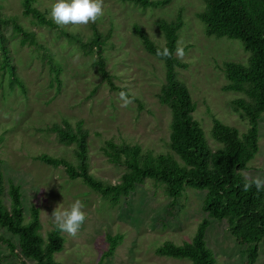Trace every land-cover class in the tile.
<instances>
[{"label": "rangeland", "instance_id": "rangeland-1", "mask_svg": "<svg viewBox=\"0 0 264 264\" xmlns=\"http://www.w3.org/2000/svg\"><path fill=\"white\" fill-rule=\"evenodd\" d=\"M55 0H34L33 5L50 17ZM203 0H170L157 7L141 8L121 0H103L104 15L96 23L75 28L40 25L23 14L22 0H0V16L12 18L27 32H32L37 45L21 44V33L13 30L12 21L0 24L7 56L17 78L25 89L9 84L6 71L0 68V159L5 184L11 180L22 191L23 210L29 217L31 206L39 208L40 233L45 236L54 227L53 210L70 207L77 199L84 204L87 219L75 237H65L63 249L55 254L62 264H192L185 259L156 255L154 250L166 240L177 244L191 241L199 222L206 217L202 210L204 191L186 187L182 196L172 200L163 185L145 179L126 198L115 205L104 199L79 179H70L63 166L54 167L36 159L46 153L76 163L74 144L58 142L49 130L64 119L71 124L82 121L88 130L89 172L108 182H119L125 166L107 160L101 148L107 140L139 144L153 154L167 153L170 134V110L158 101L157 93L165 81L161 60L143 48L133 31L142 27L159 44L164 43L155 21H170L181 15L183 26L178 45L185 63L177 68V77L185 83L196 102L193 118L199 123L211 149L221 146L211 135L213 120H219L246 132L248 122L234 112L231 100L242 95L224 91L226 83L223 61L246 63L248 53L236 39L216 38L205 34L197 13L204 10ZM8 21V20H7ZM95 26L110 36L102 55L107 71L117 86L124 87L138 102L122 107L121 91L111 90L97 70V51L84 53L77 40H82ZM176 55V54H175ZM0 48V65L3 61ZM61 67L58 85L51 63ZM259 150L247 163L243 175L264 177V112L258 122ZM121 234L122 240L113 255L103 257L109 245L106 235ZM0 234L17 243V237L0 227ZM207 245L216 264H248L245 246L230 234L225 220L209 218L205 231ZM102 258V261H101ZM34 264L31 259L11 255L0 242V264ZM253 264H264V239L258 244Z\"/></svg>", "mask_w": 264, "mask_h": 264}, {"label": "trees", "instance_id": "trees-1", "mask_svg": "<svg viewBox=\"0 0 264 264\" xmlns=\"http://www.w3.org/2000/svg\"><path fill=\"white\" fill-rule=\"evenodd\" d=\"M138 5L141 8L163 6L170 0H121ZM34 0H22L23 14L31 16L38 24L54 26V22L44 11L33 5ZM204 10L197 17L204 26L205 34L216 38L225 37L238 40L243 51L248 53L246 63L223 61L221 69L226 83L222 89L243 94L231 100L234 112L248 122L246 132L239 133L234 126L214 119L211 135L221 146L211 149L204 137L199 123L193 118L196 102L193 101L184 82L177 77V68L185 63L176 58L178 33L183 26L181 15L167 21L158 19L156 27L162 32L164 43L156 42L142 27L136 24L133 31L149 54L155 56L164 65L165 81L157 93L158 101L166 105L171 114L170 134L167 153L153 154L143 150L139 144L105 141L101 148L109 162L124 165L119 182L108 183L94 177L89 172L88 130L82 121L71 124L64 119L53 123L49 130L55 133L58 142L74 144L73 152L77 162L74 164L63 157L42 153L36 159L54 167L63 166L70 179H79L94 191L107 199L112 205L128 197L136 185L145 179H152L163 185L164 192L172 200L182 196L186 187L204 191L202 210L206 213L198 224L191 241L177 244L171 240L164 241L154 250L156 255L185 259L192 264H216V259L205 239L209 218L225 220L228 230L235 240L245 246L248 264H253L258 255V244L264 239V191L257 192L255 187L243 190V170L259 150L258 122L264 112V0H203ZM8 20V21H7ZM12 21L13 30L22 34L21 44L37 45L32 32H27L22 25L12 18H2L0 24ZM69 37L78 41L84 53L97 51V70L111 90L126 91L117 86L112 75L106 69L102 55L110 32L103 34L93 26L87 40L78 34L67 32ZM167 47L172 51L171 59L156 55L158 48ZM0 48L3 61L0 65L6 71L9 84L22 90L25 86L17 78L10 63L5 46V38L0 31ZM51 63L55 81L59 85L61 67ZM3 71V72H4ZM129 93V92H128ZM129 95H131L129 93ZM138 102L139 107L142 104ZM0 159V227L17 237V243L0 234V242L6 244L11 255L22 259H31L34 264H62L55 260V254L63 249L65 237L54 225L46 235L40 233L41 223L39 208L31 206L29 217L23 210L22 191L19 184L9 180L5 184ZM121 234L106 235L108 249L103 257L114 254L122 240ZM102 261V258H101ZM24 264V262H23Z\"/></svg>", "mask_w": 264, "mask_h": 264}, {"label": "clouds", "instance_id": "clouds-1", "mask_svg": "<svg viewBox=\"0 0 264 264\" xmlns=\"http://www.w3.org/2000/svg\"><path fill=\"white\" fill-rule=\"evenodd\" d=\"M103 15V0H55L50 10V18L59 27L71 25L79 28L87 26L90 23H96ZM175 54L176 58L183 59L184 48L177 46ZM156 55L164 59H171L173 54L167 47H163L157 49ZM119 99L121 106L126 108L134 103L136 97L122 90L119 93ZM253 187L257 192L264 191V177H251L244 174L243 190L247 192ZM83 208L84 204L79 199L65 209L57 206L51 213L56 229L75 237L87 219Z\"/></svg>", "mask_w": 264, "mask_h": 264}]
</instances>
